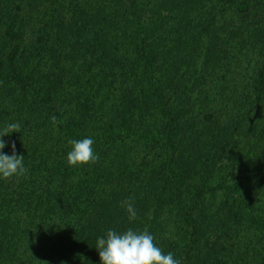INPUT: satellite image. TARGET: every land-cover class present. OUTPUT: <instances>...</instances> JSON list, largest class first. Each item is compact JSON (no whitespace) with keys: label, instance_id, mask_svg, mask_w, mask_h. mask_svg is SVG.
<instances>
[{"label":"trees","instance_id":"obj_1","mask_svg":"<svg viewBox=\"0 0 264 264\" xmlns=\"http://www.w3.org/2000/svg\"><path fill=\"white\" fill-rule=\"evenodd\" d=\"M10 122L28 171L0 178V264H101L128 228L181 264H264V0H0ZM85 137L98 161L69 166Z\"/></svg>","mask_w":264,"mask_h":264},{"label":"clouds","instance_id":"obj_2","mask_svg":"<svg viewBox=\"0 0 264 264\" xmlns=\"http://www.w3.org/2000/svg\"><path fill=\"white\" fill-rule=\"evenodd\" d=\"M52 123H57V117L53 116ZM21 125L18 122H10L0 128V178L11 179L23 176L27 173L24 166V156L17 155L16 144L11 143L12 154H5L2 150L6 147L3 139L11 133H19ZM71 151L67 154L69 166L87 165L96 163L99 157L94 153L92 145L94 140L91 137L83 139H69ZM129 221L137 218V211L131 199L123 202ZM101 264H181L173 253L164 254L154 242V236L145 228L143 231H136L128 228L124 232H117L109 229L106 235L96 241V247Z\"/></svg>","mask_w":264,"mask_h":264}]
</instances>
